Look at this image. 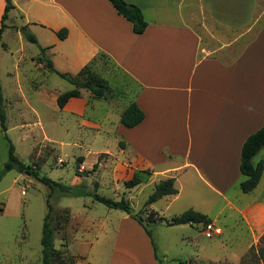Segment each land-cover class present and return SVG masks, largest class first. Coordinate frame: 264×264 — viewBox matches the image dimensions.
Masks as SVG:
<instances>
[{
  "label": "crops",
  "instance_id": "0c3cea01",
  "mask_svg": "<svg viewBox=\"0 0 264 264\" xmlns=\"http://www.w3.org/2000/svg\"><path fill=\"white\" fill-rule=\"evenodd\" d=\"M125 1L143 11L148 26L142 34H135L108 0H12V12L21 18L19 29L52 32V42L44 47L55 50L51 61L60 73L76 77L86 65L104 57L128 79L132 88L123 98H109L103 119L95 117L98 121L92 126L84 125L87 108L91 100L100 99L87 89L81 88L80 96L62 108L81 118L100 141L116 136L117 153L106 148L98 151L115 158V179L123 172L127 180L135 172H147L156 185L174 177L178 193L162 198L167 208L187 192L185 207L203 213L220 230L211 240L224 236L217 221L230 208L245 226L248 242L228 253L222 245H210L213 249L203 250L199 263L264 264L260 258L264 148L254 159L263 161L258 185L249 193L240 188L245 180L240 171L242 146L264 125V12L259 0ZM4 8L5 0H0V25ZM62 29L67 30L64 39L57 37ZM33 86L39 103L55 107L59 93L37 83ZM82 90L87 91L86 99ZM132 102L145 117L136 127L127 128L120 119ZM196 185L204 189L203 209L195 204ZM220 200L223 205L213 212ZM121 221L134 229L133 234L142 232L138 248L142 254L137 258L124 254L116 264H156L143 227L127 214ZM186 226L193 225L175 227ZM182 240L192 237L184 235Z\"/></svg>",
  "mask_w": 264,
  "mask_h": 264
},
{
  "label": "rangeland",
  "instance_id": "374dc122",
  "mask_svg": "<svg viewBox=\"0 0 264 264\" xmlns=\"http://www.w3.org/2000/svg\"><path fill=\"white\" fill-rule=\"evenodd\" d=\"M259 9L264 12V0H259ZM22 24L21 18L11 11L0 40V85L7 116V134L21 161L37 166L41 176L54 181L65 185L82 181L90 192L96 191L114 200H128L151 232L156 264H198V257L204 256L203 250L213 249L211 246L222 245L220 248L228 253L248 242L245 226L230 208L224 209L225 213L217 221L224 236L211 240L202 233L203 226L200 224L182 228L167 226L158 220L159 215L171 219L182 214L187 209V192L184 199L170 208H167L165 199L146 207L154 190L153 179L142 175L145 183L133 189L125 188L127 175L124 172L115 179V172L118 171L115 158L98 151L106 148L117 153L118 139L113 135L102 142L94 137L90 127H86L92 126L98 118L103 119L102 113L108 106V100H91L86 112V126H83L81 118L60 109L57 102L54 103L55 107L49 108L39 103L33 86L36 83L59 94L75 87L51 71L42 57L41 49H45V55L50 60L54 55L55 50L49 51L52 47H44V44L52 42V32L48 29L40 31L36 27L31 30L27 28L40 40L33 43L19 29ZM222 56L230 58L228 53H222ZM92 69L109 83L113 91L111 98H123L125 91L132 88L127 85L128 79L104 57L97 59ZM82 91L86 99L87 91ZM126 100L124 98L122 101L125 103ZM29 104L35 112L30 110ZM95 106L99 107V112ZM119 156L116 155L117 158ZM7 158L8 144L0 130V170ZM196 187L195 204L203 209L204 189L202 185ZM49 192V187L28 174L10 171L3 176L0 182V264H41V240ZM189 202H192L191 199ZM51 204L54 248L57 251L52 264H116L124 254L134 258L142 254L138 251L142 232L140 235L133 234L134 229L121 221L126 216L125 212L109 209L89 195L74 197L53 192ZM222 205L220 200L212 211L217 212ZM150 209L156 211L150 217L151 221H157L155 223L148 222ZM184 235L191 236L192 240L181 241ZM261 244L264 245V238ZM204 262L200 261L201 264Z\"/></svg>",
  "mask_w": 264,
  "mask_h": 264
},
{
  "label": "trees",
  "instance_id": "16d2710c",
  "mask_svg": "<svg viewBox=\"0 0 264 264\" xmlns=\"http://www.w3.org/2000/svg\"><path fill=\"white\" fill-rule=\"evenodd\" d=\"M112 6L115 8L117 13L123 16L129 23L132 25V30L135 34H142L148 23L144 18L143 11L134 4L128 3L125 0H108ZM15 8L12 0H5L4 12L1 16V25H0V40L2 39L3 33L7 28L6 20L10 12ZM22 33L25 35L26 39L37 43V38L27 31V27L21 28ZM61 39L66 38L67 30L62 29L58 33ZM45 49H41L42 57L45 58L47 67L56 73L61 78L67 80L75 88L69 90L63 94H60L57 98V104L60 109L64 108L67 102L74 97L80 96V89L84 88L89 90L97 99L108 100L112 97V89L107 82L100 74L92 69L93 63L86 65L76 77H71L66 74L60 73L54 68L52 61L45 55ZM145 114L143 110L135 103L132 102L128 107L123 111L120 119V123L127 128H134L139 125L144 120ZM6 112L4 109V96L2 86L0 85V130L3 132L4 137L8 144V158L4 163L3 167L0 170V182L5 174L10 171H17L21 174H28L29 176L35 178L39 182L43 183L50 188V192L46 197V207L47 212L44 217L43 231H42V261L41 264H52L54 257L57 254V251L54 248V217H53V206L51 204V197L53 192H56L58 195H67L80 197L84 195L92 196L93 199L99 203L106 205L109 209L121 210L125 212L130 218L137 221L143 229L146 231L148 236L151 239V243L155 250V245L151 236V232L147 229L144 224V220L141 216L134 212L130 202L125 198L121 200H114L112 198L106 197L99 194L98 192H90L87 190V187L84 184L80 185H65L63 183L54 181L46 176L40 175V169L37 166L27 164L19 159L16 154V149L7 134L6 126ZM264 148V125L255 133L251 134L244 142L241 150V162H240V171L241 174L245 177V180L241 182L240 188L244 193H249L255 189L258 185L260 178L263 173V161L255 163V157L261 152ZM96 166V165H95ZM142 175L150 176L151 173L147 172H135L134 175L124 182L126 189H133L142 183H145ZM178 193V190L175 187V178H167L159 181L155 186L153 192L150 194L146 207H150L153 203L162 199L166 196L175 195ZM149 217L154 215L156 212L153 210L149 211ZM148 222H157L149 221ZM158 220L164 222L167 226H178V225H195V224H207L211 220L204 215L203 213L196 211L192 208L184 211L179 216H175L171 219H166L163 216H159ZM261 259L264 263V249H261ZM155 257L156 250H155ZM161 264V263H159Z\"/></svg>",
  "mask_w": 264,
  "mask_h": 264
},
{
  "label": "built area",
  "instance_id": "2783aa9c",
  "mask_svg": "<svg viewBox=\"0 0 264 264\" xmlns=\"http://www.w3.org/2000/svg\"><path fill=\"white\" fill-rule=\"evenodd\" d=\"M203 233L207 238H212L216 235H219L220 230L216 227L213 222H209L207 224H204Z\"/></svg>",
  "mask_w": 264,
  "mask_h": 264
}]
</instances>
